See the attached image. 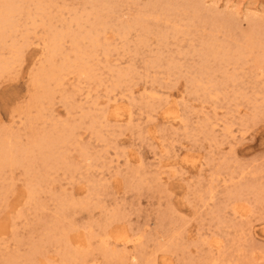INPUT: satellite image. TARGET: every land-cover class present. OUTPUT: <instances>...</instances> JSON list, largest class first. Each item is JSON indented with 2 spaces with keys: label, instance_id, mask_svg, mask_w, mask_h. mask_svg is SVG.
Returning <instances> with one entry per match:
<instances>
[{
  "label": "rangeland",
  "instance_id": "1",
  "mask_svg": "<svg viewBox=\"0 0 264 264\" xmlns=\"http://www.w3.org/2000/svg\"><path fill=\"white\" fill-rule=\"evenodd\" d=\"M52 1L56 4L52 15L66 24L75 14L108 2ZM116 1L117 14L111 18L106 35L115 51L109 57L100 53L92 61L96 80L70 75L42 119L34 99L38 91L31 82V75L39 69L33 63L39 49L36 44L24 47L13 70L0 78V135L16 133L26 144L37 133L52 131L55 124L81 126L80 146L67 150L73 171L56 170L51 181L39 189L35 201L28 200L30 178L23 168L8 170L0 181V264L16 256L20 257L18 264H25L23 258L40 243L55 219L59 202L84 200L93 188L111 214L105 219L100 210L93 214L65 212L67 222L76 226L75 233L92 223L96 237L109 220V229L140 238L137 246L129 244L127 251L149 253L154 257L150 264H204L211 255L218 257L211 251L212 240L223 242L220 256H224V264H242L239 260L264 264V72L254 70L252 56L239 71L228 69L238 75L234 87H228L220 99H206L192 87L196 61L187 55L190 39L183 34L186 21L176 24L179 34L174 36L169 29L173 23L165 22L157 11L159 20L153 15L146 21L150 44L136 50L144 34L140 29L125 38H119L116 32L136 16L152 11L148 5L156 0ZM162 1L164 4L166 0ZM173 2L181 15L185 0ZM203 2L206 8L230 17V35L235 39L251 31V17L264 29V0ZM242 7L247 11H240ZM22 22L19 41L25 32L31 43L45 36L40 21L35 26L25 18ZM57 27L63 26L57 23ZM158 31L167 34L163 46ZM65 47L69 52L70 45ZM158 56L163 65L155 67L153 62ZM169 60L177 65L171 73L166 69ZM126 70L134 74L129 87L114 88L116 72ZM66 96L72 97L71 103L65 101ZM116 105L130 110L131 117L114 121L111 113ZM170 109L177 110L181 120L165 118ZM86 113H107L109 120H103L99 134L91 129V119L84 120ZM207 123L213 125L206 127L209 134H203L201 130ZM80 147L91 161L81 154ZM199 157L202 168L196 164ZM237 194L241 200L235 199ZM173 230L181 233L171 243L174 251L153 252L169 240ZM114 245L119 248H110L123 250L121 244ZM88 248L90 260L107 264L100 254L99 240L93 239ZM60 250L57 245L48 246L44 258L65 264Z\"/></svg>",
  "mask_w": 264,
  "mask_h": 264
},
{
  "label": "bare ground",
  "instance_id": "2",
  "mask_svg": "<svg viewBox=\"0 0 264 264\" xmlns=\"http://www.w3.org/2000/svg\"><path fill=\"white\" fill-rule=\"evenodd\" d=\"M173 1L166 0L163 4L162 0H156L149 3L148 7L152 11L142 13L130 23L122 25L116 32L117 36L125 38L133 30L140 29L144 33L138 40L136 50H140L150 44L146 26L147 17L154 15L159 20L160 15L156 13L157 11L161 12L165 22L173 23L169 29L174 36L179 34L177 26L186 21L183 34L190 39L187 55L196 61L192 87L196 94L206 99H220L228 87H234L239 78L236 73H229L228 69L232 67L235 72L239 71L252 56L254 57V70L264 72V29L261 28V24L255 21V17L249 19L251 31L244 33L245 35L243 34L239 39H235L230 35L233 31L230 17H225V15L206 8L203 0H185V4L181 6V15H179L180 9L175 7ZM230 1L227 0V2ZM115 2L117 1L108 0V2L93 5L83 14H75L72 20L66 24L63 19L52 15L51 10L56 5L52 0H0V78L13 70L15 63L23 55L24 47L36 44L39 49L34 56L33 63L35 66H39V69L31 75V82L38 91L34 99L39 106L41 119L45 111L51 110L53 107L55 94L64 89L70 75H76L85 80L98 78L92 61L99 57L100 53L109 57L115 51L114 45L109 42L106 36L107 31L111 28V18L117 14ZM237 4L243 6L241 2ZM239 10L247 11L244 7ZM22 18L30 21L34 26L40 21L41 25L45 27V36H41L36 39L35 43H31L29 34L25 32L21 35L22 40L19 41L18 33L23 27ZM57 23H61L63 27L59 29ZM196 24L199 26H195ZM73 25L76 27L75 29H73ZM146 33L148 36H145ZM157 36L161 45H165L168 39L167 34L158 31ZM196 42H198L197 45ZM67 44L70 45L69 52L65 49ZM162 65V57L158 56L154 60L153 66L160 67ZM176 66L172 60H169L166 69L171 73ZM115 78L114 88L129 87L134 79V74L131 70L117 71ZM250 100L248 99V102ZM65 101L71 103L72 97L66 96ZM107 116V113L98 116L86 113L84 120L91 119V129L99 134L102 122L108 118ZM111 116L114 121L123 122L128 116L131 117V112L121 105H116ZM165 118L174 122L181 120L175 109L166 111ZM210 125L213 124L207 123L201 133L209 134L206 127ZM80 128L81 126L77 124H55L52 131L37 133L38 135L31 137L26 144L21 142L16 133L0 135V181L5 179L8 170L23 168L30 178L28 200L35 201L39 189L51 181L56 170L73 171L74 165L68 162L67 150L70 146H80L78 134ZM80 149H82L81 154L86 160L91 161L85 149L81 147ZM201 159L202 157H199V161L195 162L198 164V168L203 166ZM96 196V189L93 188L90 196L84 200L60 201L59 211L55 219L50 222L47 233L40 243L38 242L39 244L36 243L32 246L31 253L24 257L22 262L25 264H54L53 258H44V253L48 246L57 245L61 249V260L65 264H83L85 262L97 264L96 259L90 260L88 248L91 246L92 240L96 239L100 241V254L107 260V264H150L154 257L149 253L145 254L144 251L136 249L131 252L127 251L128 245L137 246L140 238L133 239L126 232L109 229L111 226L109 220H106L108 224L99 228L96 237L93 236L94 224L92 223L86 224L83 232L75 233L76 226L71 221L67 222L65 212L72 210L75 213L86 211L93 214L95 210H100L104 213L105 219L109 218L111 213ZM234 197L236 200H241L242 196L237 194ZM235 212L239 213L237 208ZM180 234L173 230L169 234V240L160 244L153 252H160L163 249L174 251V245L171 243ZM114 243L121 244L123 250L110 248V246H115ZM209 245L213 248L212 252H217L218 257L211 255L204 264H218L219 261L224 264V261H221L224 256H220L223 242L212 240ZM38 257L41 259H37ZM19 259L20 257H13L8 260L7 264H18Z\"/></svg>",
  "mask_w": 264,
  "mask_h": 264
}]
</instances>
